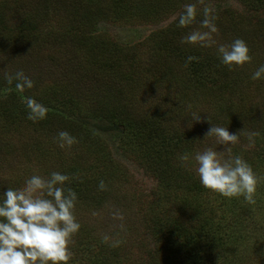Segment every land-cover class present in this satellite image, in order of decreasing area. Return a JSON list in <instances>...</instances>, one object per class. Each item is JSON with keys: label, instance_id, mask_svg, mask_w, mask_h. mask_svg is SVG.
<instances>
[{"label": "rangeland", "instance_id": "rangeland-1", "mask_svg": "<svg viewBox=\"0 0 264 264\" xmlns=\"http://www.w3.org/2000/svg\"><path fill=\"white\" fill-rule=\"evenodd\" d=\"M170 1L182 8L188 3L197 6V23L183 28L176 37L168 36L169 31H166L174 22L178 23L180 14L175 8L174 13H169L167 7ZM92 4L90 0H0V92L3 90L5 95L9 91L4 87L6 75L15 76L16 72L22 71L34 82L28 93L34 98L53 100L55 97L53 102L49 101L50 104L56 106V102H63L66 111L69 108L67 100L70 99L67 94L76 88L73 97L82 112L94 111L100 104H107L117 109L121 106L120 110L128 111L131 122L161 115L166 120H162L161 127H165L167 134L172 136L167 142L177 138L174 130L178 125H181L182 131L191 130L192 125L187 124L186 119L197 123L194 128L200 138L198 145L189 153L185 152L189 157L187 161H182L181 154L175 151L179 158L170 159L171 167L178 169L176 173L180 177L187 174L198 183L202 192L197 197L215 212L212 217L217 230H250L253 226V235L264 230V164L256 168L257 164L245 160L259 181L254 197L256 203L249 204L242 196L225 198L205 189L200 183L194 159L197 152L207 148L217 151L223 159L228 158L215 137L206 141L201 133L209 126L207 117L221 121L229 117L230 122V116L222 114V109L229 103L235 120L228 129L231 134L244 129L245 132L256 131L264 137V125L259 124V120L264 119V77L255 81L251 78L264 65V3L257 5L255 12H248L236 0L221 3L205 0V5L210 6L217 17L215 24L219 31L214 34L217 45L230 44L239 38L250 49L251 62L234 70L221 63L215 46L201 48L184 44L180 48L178 45L188 32L199 27L204 18L205 5L199 4L198 0H130L127 1L128 9L117 11L116 15L105 10L107 0L98 4L96 9ZM107 8L110 9L109 5ZM134 8L138 9L135 14ZM142 8L147 11L148 19L141 17ZM87 16L88 21L84 20ZM33 25L37 35L30 30L29 34L20 31ZM71 34L76 37H71ZM87 35L91 39H87ZM170 43L180 51L174 46L168 47ZM194 50L207 54L216 64L227 67L228 72L238 76L241 81L238 88L232 92L217 93L214 100L203 107L202 102L192 97L195 93L201 96L197 91L192 92L197 83L192 71L187 72V68L193 70L194 65L190 66L185 61V54L181 57L183 52L190 54ZM96 63L99 67L103 65L102 68L96 67ZM208 68L210 85L215 90L221 84L222 76L215 66ZM182 85L191 90H180ZM23 97L17 99L20 106H26L27 98H31ZM191 98L193 102L186 103ZM36 101L39 103V100ZM158 112L163 115H156ZM193 113L201 116L200 122L193 121ZM21 119L11 125L9 120L0 118L1 201L9 187L20 189L33 175L44 178H49L52 172L68 175L69 180L64 187L77 194L74 215L81 225L79 230H87L97 238L108 235L109 241L121 240L122 251L127 257L132 256L131 260L143 257L140 245L147 239L142 233L145 226L140 225L143 214L146 215L150 208L151 211L156 210V216H160L162 199L171 204V199L181 192L156 182L152 153L144 157L145 149L149 147L143 146L144 142L137 145L131 133L122 131L111 135L103 130L102 125L90 122L92 129L85 125L88 131L73 132L63 128L77 143L70 149H61L57 143L58 135L41 130L38 121L27 117ZM91 137L96 141L95 148L90 150L88 140ZM239 139H242L241 143L232 146V156H240L245 150L258 154L251 156V161L257 163L261 147L249 144L245 135H240ZM36 140L45 142V146L39 147L38 151H46L51 156L42 155L40 159V153L33 152L35 150L30 147L35 145ZM101 180L107 190L99 189ZM69 182L72 186L68 185ZM151 191L156 197L149 203ZM164 191H168L165 192L166 199L163 198ZM116 213L123 219L117 218ZM259 246L257 250L261 255H252L251 259H246V264H264V248L262 250Z\"/></svg>", "mask_w": 264, "mask_h": 264}, {"label": "trees", "instance_id": "trees-1", "mask_svg": "<svg viewBox=\"0 0 264 264\" xmlns=\"http://www.w3.org/2000/svg\"><path fill=\"white\" fill-rule=\"evenodd\" d=\"M102 1L105 0H90V2L93 3L92 6H95L94 9H96V7H98L97 5ZM107 1V6L109 5L110 9L106 6L105 10L107 9L106 11L109 13L113 12V14L116 15L117 11L123 12V10L128 9L127 1L130 0ZM215 1L221 3L227 2L228 0ZM236 1L240 5L245 6L246 11L248 12H255V9H258L256 6L264 3V0ZM167 8H169L168 10L170 14L174 13V8L177 9L180 14L184 11V8L176 5V2L174 4L173 1H170ZM136 10L138 9L134 8V14ZM167 13L168 11L165 12V14ZM44 14H46V12H44ZM140 15L144 19H148V13L144 8H142V13ZM0 17H2V15H0ZM88 17L89 16L85 17L84 20ZM27 28L28 30L23 28V30L21 29L20 31H26V33H28L30 30V32H34V34L37 35V30L34 25L27 26ZM182 29L183 28L178 27L177 22H174L171 26L166 28V31H169L168 33L170 35L168 36L176 37L177 33H181L180 31H182ZM71 37H76V35L71 34ZM86 38L91 39L89 38V35H87ZM178 45H180L181 48L184 44L180 43ZM169 46L176 47L172 43H170L168 47ZM180 48L177 49L180 51ZM184 54L187 57L185 60L187 62L189 56L197 58L188 62L190 66L194 65V67L193 70L187 68V72L189 70L192 71L193 79L196 80L197 83V88L192 90V92H199L202 99L197 93L192 95V97L197 99L198 102H202L203 107L206 104L211 103L217 93L224 91L232 92L235 88H238L241 82L238 76H234L232 75L233 73L228 72L227 67L216 64L213 58L207 56V54L194 50L190 51V54H188V52H183L181 57H183ZM106 65L107 63L104 67ZM211 65L215 66L218 73L222 76L220 79L221 84L215 88V90H213L210 85L211 74H209L210 69L208 67ZM100 66L101 67L96 63V67L102 68L103 65ZM16 83L17 81L15 79L11 85L7 83V80L4 82V87L9 88V91L5 95L3 90L0 92V118L7 119L11 125H14L19 119L28 117L29 110L24 108L26 107L24 105L20 106V104L17 103V99L23 96V98L30 96L35 100H39V103L48 109L46 118L38 120V124L40 125L41 130L47 131L49 134H55V136H57L60 131H64L63 128L73 132H80L81 130L88 131L85 125H89L92 129L90 122H93L96 125H102L103 130L110 132L111 135H117L122 131L131 133L133 140L136 138L137 145L140 146V143L144 142L143 146L149 147L148 149H145L144 157L148 156L149 153H152L151 159L153 163V173H156V182L163 184V186L166 185L167 187L172 189L176 188L181 191L179 195L171 199V204L162 199L159 208H162L160 216H156V210L151 211L150 208L146 215L143 214L140 222L141 224H139L145 226V230H142V233L147 239L146 243L140 245L141 247L138 246L143 250V257L141 256L131 260L133 259L132 256L127 257L123 253L120 246L121 240L119 241L115 239L105 243L103 238H97L87 230H79L78 233L75 234L72 243L69 245L72 256L68 261V264H246L247 258L251 259V256L254 254L261 255L257 249L260 248L259 244L262 246V250L264 248V230H259V233L256 235H253L252 233L254 231L253 226L250 230H217L212 217L215 212L206 204V202L200 201L197 197V195L202 192L198 188V183L187 177V174L186 176L180 177L179 174L176 173L178 169L171 167L170 159L172 157L179 158L175 154V151L182 156L185 152L189 153L193 150V147L198 145L200 138L194 128V125L197 123L193 124L192 121L189 122V119H186L187 124L192 125L191 130L182 131L181 125H178L177 129L174 130L177 138H174L173 142H167L166 140L170 139L172 136L167 134L166 128L161 127L160 125L164 119L160 115H163L161 112L156 113V115L160 116H156L154 119L145 118L133 122L128 118L130 116L128 111L120 110L121 106L117 109L115 107H110L107 104H100L94 111L88 110L82 112L83 110L77 105L76 98L73 97V95L76 94V88L67 94V97L70 99L67 100L69 108L66 111L63 108V102H56V106L50 104L49 101L53 102L56 99L55 97H53V100L47 97L34 98L28 93V89H25L23 93L20 92L21 95H19L15 87ZM216 89H219L220 91L216 92ZM180 90L190 91L191 89L182 85ZM72 92L74 93L71 94ZM220 98H223V96ZM203 101H205V103H203ZM191 102H193L192 98L186 103ZM230 106L231 104L229 103L222 109L223 115L230 116V122L228 119L229 117L226 118L228 122H226V119L221 121L215 117H210L211 123L216 126L220 125L221 127L230 129L235 123L234 117L231 116ZM69 113L71 117H69ZM87 118H90V120ZM214 118L216 120H214ZM206 122L209 126L204 133H201V137L207 141L209 137L205 138V134L211 127V124L208 120H206ZM259 124L263 126L264 119L259 120ZM78 135L79 133L76 134L75 137H78ZM241 140L242 139H239V144L241 143ZM95 141L96 139L92 137L88 140L90 150L95 148ZM109 141L112 142L113 140L109 137ZM34 142L35 145L30 148L35 150L33 152L40 153L41 156H38L40 159L42 158V155L44 157H47L46 155L51 156L46 151H38L39 147L45 146L44 141L38 142L36 140ZM243 143H245L244 140ZM254 145L261 147V157L258 158L257 163L251 161V156L258 154H250L248 151L244 150L240 157L244 161L246 160L253 165L257 164V168L259 165L264 164V137L259 135L255 137ZM233 152L234 150H232V154ZM103 154L106 155L105 152H103ZM174 170L176 171L173 173L172 171ZM163 181L166 182L163 183ZM71 183L72 182H69L68 185L72 186ZM64 188H66L67 191L69 187L65 186ZM152 191L155 192L154 190ZM152 191L151 194L149 193V203H151L156 197V194L152 193ZM165 192L168 191H164V199H166ZM1 202L0 199V204H2ZM116 241L119 243L116 246H112ZM122 242H124V239H122Z\"/></svg>", "mask_w": 264, "mask_h": 264}, {"label": "clouds", "instance_id": "clouds-1", "mask_svg": "<svg viewBox=\"0 0 264 264\" xmlns=\"http://www.w3.org/2000/svg\"><path fill=\"white\" fill-rule=\"evenodd\" d=\"M198 3L205 5V0H198ZM203 17L199 27L193 28L181 39L182 44L201 48L215 46L221 63L229 70L251 62L250 49L244 40L237 38L230 44L217 45L214 38V34L219 31L215 24L217 17L210 6L203 7ZM196 23V4H185L178 19V27L188 28ZM195 59L197 58L189 56L188 62ZM262 77L264 65L251 78L255 81ZM5 79L9 85L15 79V87L21 93L34 87V82L22 71L16 72L15 76L6 75ZM26 107L29 110V120L36 122L46 118L48 109L36 100L27 98ZM192 119L200 122L201 116L193 113ZM207 119L211 127L205 138L215 137L216 143L223 146V152L227 153L228 158L223 159L212 148L197 152L194 159L201 185L225 198L242 196L247 203L255 204L258 178L246 161L240 156H232V146L238 143L240 135H245L249 144L254 145L259 133L245 132L243 129L237 134H231L228 128L216 126L208 117ZM57 143L61 149H70L77 141L67 131H60ZM180 159L187 161L189 157L184 154ZM68 180V175L52 172L49 178L31 176L20 189H7L0 204V264H68L72 256L69 245L81 227L74 215L77 194L71 188L67 191L64 188ZM99 189L107 190L103 180L99 183ZM115 215L123 219L119 213ZM120 227L123 229V224ZM109 240L108 235L103 237L105 243ZM118 243L116 241L112 246Z\"/></svg>", "mask_w": 264, "mask_h": 264}]
</instances>
